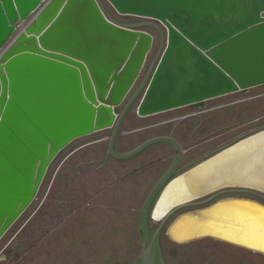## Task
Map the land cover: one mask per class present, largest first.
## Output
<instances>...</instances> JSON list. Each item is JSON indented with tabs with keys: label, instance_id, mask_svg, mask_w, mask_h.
I'll return each instance as SVG.
<instances>
[{
	"label": "water",
	"instance_id": "obj_1",
	"mask_svg": "<svg viewBox=\"0 0 264 264\" xmlns=\"http://www.w3.org/2000/svg\"><path fill=\"white\" fill-rule=\"evenodd\" d=\"M149 1L152 8L124 0H0V239L35 200L53 160L77 139L102 131L107 154L118 160L158 143L176 149L142 205L137 264H168L161 228L154 232L150 226L151 211L155 221L167 220L202 198L206 205L179 213L167 225L171 240L211 237L264 254L258 239L264 236V208L245 201L264 203L220 196L230 190L264 195V129L182 172L184 147L174 129L117 150L131 112L145 116L190 105L197 114L211 98L264 84V3L254 18L235 26L220 1L172 0L179 7L164 9L160 5L169 0ZM108 4L141 20L122 21ZM252 8L247 2L246 12ZM225 10L230 15L223 19ZM186 14L201 21L198 28ZM219 22L222 31L200 36ZM180 51L191 63L185 70L184 60H177L178 82L167 65ZM168 95L174 99L166 101Z\"/></svg>",
	"mask_w": 264,
	"mask_h": 264
},
{
	"label": "rangeland",
	"instance_id": "obj_2",
	"mask_svg": "<svg viewBox=\"0 0 264 264\" xmlns=\"http://www.w3.org/2000/svg\"><path fill=\"white\" fill-rule=\"evenodd\" d=\"M108 8L122 21L136 18L117 12L110 4ZM207 107L208 110L200 113L202 118L180 121L179 127L188 125L192 129L204 120V124L199 126L201 128L183 136L181 172L205 156L264 127V84L214 97L208 101ZM190 111V107L186 106L144 117L135 128L133 126L132 130L122 132L118 145L120 151L129 150L149 137L168 131L171 123L159 124L160 121ZM142 125L145 128L137 130ZM102 135L99 131L72 144L76 147ZM107 142L96 143L102 147L103 153ZM96 144L84 147L83 153L80 150V153L76 151L70 156L73 146L70 148L69 145L59 159L51 163L38 198L0 239V264H137L142 254L138 227L142 205L152 187L173 163L176 150L166 143H158L131 159L110 158L103 164V157H96L95 151L99 148ZM85 152L93 161L79 163L78 158ZM62 189L64 192H61ZM59 194L65 196L64 203L55 210L67 212L53 222V234L44 239L50 244L44 246L42 231L38 229L42 226V219L38 217V212L42 211L38 205L42 209L53 210L52 202L58 200L55 196ZM228 194L253 197L264 203L263 194L230 190L220 196ZM45 195L47 197L42 202ZM202 199L181 208L167 220L151 219L150 226L154 232L161 228L159 240L167 263L264 264V254L211 237L186 243L170 239L167 225L180 212L208 203V200Z\"/></svg>",
	"mask_w": 264,
	"mask_h": 264
},
{
	"label": "bare ground",
	"instance_id": "obj_3",
	"mask_svg": "<svg viewBox=\"0 0 264 264\" xmlns=\"http://www.w3.org/2000/svg\"><path fill=\"white\" fill-rule=\"evenodd\" d=\"M124 1H125V4L131 5V6H139L141 8H152V4L150 3L149 0H124ZM218 1H220L221 3L226 5L228 7L229 11L233 13L234 19H233V22H231V23H233L235 26L247 21L248 19L254 18L255 15H256L257 8L264 3V0H213L214 3H217ZM247 2H249L251 4V7H253V8L246 12ZM168 4H170L171 6H174L175 8L179 7L177 2H174L172 0H169L168 2L162 3L160 5V7L162 9H164ZM190 5H191L190 2L186 3L188 11L190 10L189 9ZM229 15H230V13L225 10L224 13H223V19L227 18ZM173 18L176 19V17H174V16H173ZM215 18H217V13L215 15ZM186 20H187V22L191 23V25L193 26L192 28H198V26H199V24L201 22L199 19L194 20L191 15L188 16L187 14H186ZM177 22H181L180 19L177 18ZM222 23L223 22L216 23L215 24L216 27L210 28L207 31L206 30L203 31V33H200L201 34L200 36L203 35V37H207L211 32L222 31L223 30ZM186 56H187V54H186L185 51H180L179 57L173 56V60L171 61V63L169 65H167V68L171 69L172 75L173 76L174 75L177 76L176 77V81H178V82H180L179 77L182 75V73L177 68V66H178V61L177 60L178 59H180L182 61L184 60L185 64L182 67L186 70L188 68V66H189L187 63H189V62L191 63V61L188 58H186ZM193 61L194 62L191 65L192 67H194V64L196 63V60H193ZM219 83H220L219 80L216 81L217 85ZM210 88L214 89L215 87L210 86ZM184 96H189V95L185 94ZM173 99L174 98H173L172 95L171 96L168 95L167 98H166V101H171ZM260 153L262 154V157H264V153H262L261 151H260ZM245 191H247V190H245ZM228 195H231V194H228ZM216 199L218 200L219 198H216ZM245 202L254 204V205H256L259 208H264V207H262L261 205L255 203V202H251V201L250 202L249 201H245ZM200 207H202V206L195 207V208H192V209H189V210L197 209V208H200ZM155 217L159 218V216H157V215ZM151 218L154 219L152 217V211H151ZM258 239L260 240V243L264 242V236L263 237H259ZM263 245H264V243H263Z\"/></svg>",
	"mask_w": 264,
	"mask_h": 264
},
{
	"label": "flooded vegetation",
	"instance_id": "obj_4",
	"mask_svg": "<svg viewBox=\"0 0 264 264\" xmlns=\"http://www.w3.org/2000/svg\"><path fill=\"white\" fill-rule=\"evenodd\" d=\"M139 20H141V18H138V17H136V18H133V21H125V22H136V21H139ZM190 109L192 110L191 112H189V113H187V114H184L183 116H186L187 115V117L186 118H184V119H180L179 118V124L182 122V121H185V120H187V119H189V118H196V117H201L199 114V112L197 113V114H193V112H196L197 110H196V108H195V110H193L194 109V107H190ZM183 116H181V117H183ZM202 118V117H201ZM181 121V122H180ZM176 125L174 126L175 128H174V136L176 137V130H177V128H178V126H179V124H177V123H175ZM204 124V120L203 121H201V123L198 125V126H195V127H193L192 129H187L186 131H185V133H183L184 135L183 136H187V134H189V133H193V132H195V131H197V129H199V128H201V127H199V126H202ZM262 129H264V127L263 128H261V129H258V130H255L254 132H256V131H259V130H262ZM172 132V130H170L169 132H166L165 134H170ZM254 132H252V133H254ZM252 133H250V134H252ZM160 134H162V133H158L157 135H160ZM250 134H248V135H250ZM156 136V135H155ZM245 136H247V135H245ZM153 137V136H152ZM150 138V137H149ZM177 138V137H176ZM121 139H122V136H120V139H119V141H118V143H117V150H119L120 151V148H119V144H120V142H121ZM148 139V138H147ZM178 139V138H177ZM240 139V138H239ZM146 140V139H145ZM179 140V139H178ZM238 140V139H237ZM108 141V140H107ZM78 141H76L74 144H76ZM181 142V141H180ZM93 142H89V143H80L79 145H77L76 147L74 146V144H72L71 146H70V148H71V151H70V153H69V156L70 155H72V153H73V150L74 149H79V148H81V147H84V146H87V145H91ZM182 143V142H181ZM96 144V143H95ZM96 145H98V144H96ZM167 145H170V144H167ZM183 145V144H182ZM172 146V145H171ZM96 147H99L98 148V150L97 151H95V153H96V156L99 158V157H103V164L105 163V162H107L110 158H114V157H112L111 155H108L107 154V152H108V146H107V150L105 151V153H101V151H99L100 150V145H98V146H96ZM184 147V146H183ZM176 150V149H175ZM219 150V149H218ZM75 151V150H74ZM216 152V151H215ZM63 152H61L55 159L56 160H58L59 159V157H60V155L62 154ZM214 153V152H213ZM212 154V153H211ZM103 155V156H102ZM210 155V154H209ZM54 159V160H55ZM115 159V158H114ZM53 160V161H54ZM201 160V159H200ZM93 161V160H92ZM92 161H90V160H88V161H86L85 163H90V162H92ZM96 161V160H95ZM199 161V160H198ZM197 161V162H198ZM197 162H195V164L197 163ZM194 165V164H193ZM192 166V165H191ZM191 166H189V167H191ZM188 169V168H187ZM61 192H64V189H62V191ZM55 197H57L58 198V200L55 202H52V208H53V210H51V209H42L41 208V205H38V209L40 210V211H42V212H38V214H39V219H43V217H44V215H46V217H48V218H50V220H51V222H54L57 218H60V216L61 215H63V214H65L67 211L66 210H63L62 212H59L58 210H55L56 208H60L61 206H62V203H64V198H65V196L63 195V194H59V195H57V196H55ZM36 198H38V196L36 197ZM45 200H44V198L42 199V202H44ZM33 204V202L31 203V205ZM30 205V206H31ZM29 206V207H30ZM28 207V208H29ZM27 208V209H28ZM27 209L25 210V212L24 213H26L27 212ZM23 213V214H24ZM22 214V215H23ZM21 215V216H22ZM20 216V217H21ZM55 223H53V225L50 227V228H47L46 230L47 231H49V232H46L45 231V233H44V231H43V228L42 227H38V229H40L41 231H42V233H41V235H42V238L44 239V238H46L48 235H51V234H53L52 233V230H53V228H54V225ZM12 241V239L8 242V244L10 243ZM18 244H20V243H18Z\"/></svg>",
	"mask_w": 264,
	"mask_h": 264
},
{
	"label": "crops",
	"instance_id": "obj_5",
	"mask_svg": "<svg viewBox=\"0 0 264 264\" xmlns=\"http://www.w3.org/2000/svg\"><path fill=\"white\" fill-rule=\"evenodd\" d=\"M150 31H153V30H151L150 29ZM217 97H220V96H217ZM211 99H213V98H211ZM210 100V99H209ZM208 100V101H209ZM208 101H207V105H206V108L204 109V110H202V111H199V113H203L204 111H206V109L208 108L207 106H208ZM186 106H189V107H191L190 105H185V106H181V107H177V108H173V109H170V110H166V111H161V112H158V113H154V114H150V115H145V116H140V115H138L137 114V112H131L130 113V115H129V118H128V121L125 123V125H124V127H123V131H126L127 132V130H132L133 128H135L136 126L135 125H137L144 117H151V116H155V115H159V114H161V113H166V112H169V111H173V110H175V109H179V108H182V107H186ZM193 110H195V108L193 109ZM208 110V109H207ZM191 112V111H190ZM187 113H189V112H185V113H178L177 115H174V116H172V117H168L167 119H163L162 121H160V123L159 124H161V123H171V124H169V125H171L170 126V129L168 130V131H166V132H169L170 130H173L175 127V123H177V124H179V118H181V116H183L184 114H187ZM200 115V114H199ZM174 120H178L177 122H175V123H173V121ZM159 122V121H158ZM153 124H156V123H153ZM134 126V127H133ZM147 126V125H146ZM152 126V125H151ZM133 127V128H132ZM142 128H145V126H139V127H137V130L138 129H142ZM189 128V126L187 125H182V127L180 126H178V128H177V130H176V137L182 142V139H183V133H185V131L187 130ZM166 132H163L162 134H165ZM96 133V132H95ZM94 134V133H93ZM107 139H108V137H107V135H105L104 133H103V135L99 138H91V139H89L88 141H84L83 142V144L85 143H91V142H93L92 144H95V143H98L99 141H107ZM82 144V143H81ZM182 144H183V142H182ZM88 146V145H87ZM107 146H108V142H107ZM184 146V145H183ZM84 147H86V146H84ZM84 147H81V148H79V149H74L73 150V153L72 154H74V153H77L76 151H80V150H82V149H84ZM101 147V146H100ZM107 150V149H106ZM105 150V151H106ZM99 151H101V153L103 154V152H102V147L100 148V150ZM105 151H104V153H105ZM80 153V152H79ZM81 153H83V150H82V152ZM97 157V156H96ZM78 160H79V163H85L86 161H88V160H90V161H92V158H91V156H89L88 155V152H85L84 154H82V156H80L79 158H78ZM63 182H65V184H66V181L65 180H62ZM47 196L45 195V196H43V198L45 199ZM41 224H42V228H43V231H44V233H45V231L46 232H49V231H47L46 229L47 228H50L52 225H53V222H51V220H50V218H48V217H46V215H44V217H43V219H42V222H41ZM44 239H46V238H44ZM43 239V241H44V246H47L48 244H50V242L48 243V242H45V240Z\"/></svg>",
	"mask_w": 264,
	"mask_h": 264
}]
</instances>
